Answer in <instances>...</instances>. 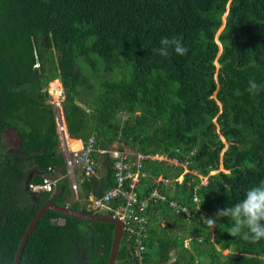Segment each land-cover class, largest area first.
Here are the masks:
<instances>
[{
    "label": "trees",
    "instance_id": "obj_1",
    "mask_svg": "<svg viewBox=\"0 0 264 264\" xmlns=\"http://www.w3.org/2000/svg\"><path fill=\"white\" fill-rule=\"evenodd\" d=\"M164 37H182L187 54L160 56ZM57 79L68 130L86 146L93 138L96 151L129 148L181 163L144 162L138 198L158 188L167 200L151 201L143 259L124 237L116 264H264V239L232 237L228 218L214 229L201 221L264 181V0H0V264H14L46 202L93 213L72 202L65 177L45 91ZM8 131L19 139L13 149L4 148ZM104 161V177L80 186L86 200L117 185L114 160ZM185 162L190 172L179 182ZM50 169L55 192L34 193ZM159 177L171 183L155 184ZM114 230L50 211L21 264H108Z\"/></svg>",
    "mask_w": 264,
    "mask_h": 264
},
{
    "label": "built area",
    "instance_id": "obj_2",
    "mask_svg": "<svg viewBox=\"0 0 264 264\" xmlns=\"http://www.w3.org/2000/svg\"><path fill=\"white\" fill-rule=\"evenodd\" d=\"M54 105L57 114L59 133L61 136H66L67 131L61 105L59 102H55ZM90 142L92 144L90 145L89 149L93 147L95 141L91 140ZM83 151L84 150L75 152L73 161L69 162V175L71 184L73 190L76 192L79 190L80 184H82L86 179L98 177L101 166L103 165L102 159L98 164L93 157L91 158L89 150ZM99 154L101 156L109 154L111 159L114 160L113 169L115 172L114 174L117 185L111 188L101 200H97L94 205L101 210L114 212L113 217L119 219L123 223L124 237H126L128 242H131L132 240L135 241L137 248L136 255L140 256L142 260V254L145 253L143 239L148 237L147 229L150 226L148 209L151 206V201L157 199L166 201L167 197L160 194L158 188H155L149 197L143 200L138 198L137 189L142 184L141 170L144 168V162L147 160L162 162L166 161L167 158L153 154L145 155L128 148H114L108 151L100 150ZM174 162L176 166H180L181 164L179 159H174ZM187 166L188 164L186 163L185 168ZM78 168L80 170L76 171ZM189 172L190 171L188 170L187 173ZM185 174L183 173V175ZM57 182V180L47 177L42 186L31 185V189L33 191L44 190L53 192ZM163 182L169 184L171 183V180H165L162 177H160L158 180H154L155 184ZM204 182L205 181H203V185H207L208 182ZM128 184L129 189L127 188ZM115 199H119V201L116 208H112L109 204ZM195 202H199V199H196ZM171 206L174 207L177 213L181 212V209L177 206L176 202H172ZM183 212L190 215V211L187 208H183Z\"/></svg>",
    "mask_w": 264,
    "mask_h": 264
},
{
    "label": "clouds",
    "instance_id": "obj_3",
    "mask_svg": "<svg viewBox=\"0 0 264 264\" xmlns=\"http://www.w3.org/2000/svg\"><path fill=\"white\" fill-rule=\"evenodd\" d=\"M159 43H160L161 46L158 49H154V51L156 53H158L160 56H163V57L169 56L170 55V49L172 51H174L177 55H180V56H184V55L187 54L188 49L186 47H184V45L182 43V37H180V38H177V37H172V38L164 37V38H162L160 40ZM63 88L64 87H62V90H63ZM258 88H259V86L257 85V83L254 80H250L249 81V87L247 89V91L249 93L255 94L258 91ZM64 92L65 91L63 90L62 99H59L57 101L51 100V101H49V103L53 106V109H54V112H55V122H56L57 131H58V135H59V140H60V150L64 153V155L66 157L67 175L65 177H67L70 180V184H71V179H70V175H69V162L73 161V156H74L75 152H78V151H81V150H84V151H88L89 150L91 158L93 157L98 164L101 162V159L103 161V165L101 166V169H100L99 175H98V177L101 179V178L104 177V174H105L104 157L106 155L105 156H101L99 154V151L102 150V149H99L97 151L95 149H93V147L91 149H89L90 145L92 144L90 141L93 140V138L89 139V141L87 143L88 146H86L85 142L81 138L73 137L70 134V132L68 130V124L66 122L64 108H63V102L65 101ZM49 96H51V95H49ZM55 102H59L60 105H61L63 116H64V119H65L66 131H67L66 136H61V134L59 133L58 124H57V114H56L55 105H54ZM73 142L80 144V146H79V148L77 150H73L72 149L71 143H73ZM95 154H99V155H96V157H95ZM153 155L164 156V155H161V154H153ZM164 157H166L167 159H166V161H162V162H165L167 164H169L168 163L169 159H173V158H168L167 156H164ZM175 159H178V158H175ZM186 163L187 162H185V164ZM185 164L183 166L184 169H185ZM187 168L189 169L188 166H187ZM102 169H103V172H101ZM79 170L80 169L78 168L76 171H79ZM52 172H53L52 169H50L49 173L44 176V181H45V179L47 177H51L53 180H57L59 182V178L58 177H53ZM216 173H218V172H216ZM182 178L183 177L180 176L177 179V181L182 182ZM201 178L204 181L203 177H201ZM158 179H156V180H158ZM207 181H208V178H207ZM58 182H57V184H58ZM158 184H160V183H158ZM39 186H42V185H39ZM80 186H81V184H80ZM56 187H57V185H56ZM56 187L54 188V191L50 192V193H54ZM30 188H31V186H30ZM71 188H72V184H71ZM79 189H80V187H79ZM72 190H73V188H72ZM43 191L44 190L33 191V192L34 193H39V192H43ZM45 192H48V191H45ZM92 198H93V196L90 198V204H91L90 205V209H97V210H99V212L101 214H103V212L105 210H101L100 208H97L94 205V203L97 200H101V199H98L96 197V199L94 200ZM88 212H89V210H88ZM223 218H228L229 221L232 222L231 223V227H230L229 232H228L232 237H236V236L241 235L243 233L244 234V238L245 239H249L252 243H257L260 240L264 239V181H261L259 185L250 188L245 193L244 199L241 200L240 202L235 203L233 206H229V207H224V208L218 209L216 211V213L214 214V217L201 216V221L208 228L214 229L215 227H217L218 222L220 220H222ZM59 223L62 224L60 221H59ZM63 223H64V221H63ZM245 229H247V232H244Z\"/></svg>",
    "mask_w": 264,
    "mask_h": 264
},
{
    "label": "water",
    "instance_id": "obj_4",
    "mask_svg": "<svg viewBox=\"0 0 264 264\" xmlns=\"http://www.w3.org/2000/svg\"><path fill=\"white\" fill-rule=\"evenodd\" d=\"M93 199L95 200L96 197L93 196ZM50 211H54L63 216L82 220V221L104 222V223L113 224L115 226L114 240H113L111 255H110L108 264H116L117 259H118L119 249L121 247L122 240L124 237L123 223L119 219L112 217V216L101 214L99 210L97 209H89V212H93V213L87 214L81 210H74L70 208L69 206L57 205L52 201L46 202L44 206L40 209V211L36 214L33 222L30 224L28 230L25 233V236L19 247V251H18L14 264H21L28 240L30 239L31 235L36 229L41 218Z\"/></svg>",
    "mask_w": 264,
    "mask_h": 264
},
{
    "label": "rangeland",
    "instance_id": "obj_5",
    "mask_svg": "<svg viewBox=\"0 0 264 264\" xmlns=\"http://www.w3.org/2000/svg\"><path fill=\"white\" fill-rule=\"evenodd\" d=\"M225 19H226V15H225V18H224V23H225ZM224 29V26L221 28V30H220V32L219 33H221L222 32V30ZM217 66L219 67V64L217 63ZM50 76V75H49ZM55 82H59V83H61L60 85L63 87V85H62V82H61V80L60 79H58L57 81L56 80H54V81H52V82H50L49 84H48V86H46L45 87V91L47 90L48 92H49V95H51L50 96V101L51 100H54V101H57L60 97V99H62V97H63V91H62V96H61V94L60 95H58L59 93L58 92H61V89L60 88H54L53 86V84L55 83ZM57 90H59V91H57ZM63 90H64V88H63ZM64 99H65V92H64ZM85 97H83L81 100H80V104L84 107V108H86V109H88L89 107H88V105H86L85 104ZM91 111V110H90ZM124 119H126V117H124ZM18 141H19V139L17 138V136L12 132V131H8L7 133H6V135H5V142H4V148L5 149H13V147H15L16 145H17V143H18ZM115 149H117V148H115ZM168 163L170 164V165H175V162H174V159H169L168 160ZM176 166V165H175ZM179 166V165H178ZM177 167V166H176ZM187 169V170H186ZM186 170V171H185ZM188 168L186 167L185 169H184V171L185 172H182V173H187L188 172ZM221 170H222V168H221ZM190 171V170H189ZM101 172H103V169L101 170ZM192 173H194V174H197L196 172H192ZM104 174V173H103ZM216 174V172H211V175H215ZM182 177H183V179H182V181L184 180V175L182 174ZM203 179H204V183H206V182H208L207 181V177H203ZM74 191V190H73ZM78 192V193H77ZM74 191V195H75V197H74V199H73V201L72 202H76V201H79L80 202V204H81V206H87L89 209H90V201L89 200H86V199H84L83 197H81V193L79 194V191ZM93 199V198H92ZM82 208V207H81ZM81 211H82V209H80ZM60 222L61 223H63V221L62 220H60ZM164 224V223H163ZM186 246L187 247H189L190 246V242L189 241H187L186 242ZM230 251H224L223 252V254L224 255H227L228 253H229Z\"/></svg>",
    "mask_w": 264,
    "mask_h": 264
},
{
    "label": "bare ground",
    "instance_id": "obj_6",
    "mask_svg": "<svg viewBox=\"0 0 264 264\" xmlns=\"http://www.w3.org/2000/svg\"><path fill=\"white\" fill-rule=\"evenodd\" d=\"M57 81V80H56ZM61 83H59V82H55L53 85V87L54 88H60L61 89V92H58L59 94L58 95H60L61 93H62V87H61V85H60ZM57 91H59V90H57ZM62 95V94H61ZM60 99V98H59ZM58 99V100H59ZM71 147H72V149L73 150H77L78 148H77V144L75 143V142H73V143H71Z\"/></svg>",
    "mask_w": 264,
    "mask_h": 264
}]
</instances>
